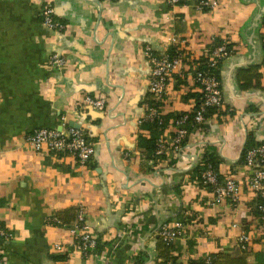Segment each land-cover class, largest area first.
<instances>
[{
	"label": "crops",
	"instance_id": "0c3cea01",
	"mask_svg": "<svg viewBox=\"0 0 264 264\" xmlns=\"http://www.w3.org/2000/svg\"><path fill=\"white\" fill-rule=\"evenodd\" d=\"M219 2L199 11L168 0H0V222L14 234L9 263L100 264L76 249L70 228L80 208L100 237L98 253L114 247L110 264H188L219 253L255 261L264 253L255 198L244 192L239 207L213 206L194 176L211 148L220 175L244 183L243 152L264 140V0ZM46 3L64 31L43 23ZM214 39L233 48L219 68L224 106L176 153L174 117L197 108L194 70ZM146 46L186 53L160 101L164 158L138 145L152 73ZM53 54L64 64H53ZM87 96L106 97L105 110L86 105ZM41 128L83 130L94 156L82 165L71 154L37 152L26 138ZM175 220L186 230L167 244L158 230ZM243 232L253 234L248 250L238 244Z\"/></svg>",
	"mask_w": 264,
	"mask_h": 264
},
{
	"label": "built area",
	"instance_id": "2783aa9c",
	"mask_svg": "<svg viewBox=\"0 0 264 264\" xmlns=\"http://www.w3.org/2000/svg\"><path fill=\"white\" fill-rule=\"evenodd\" d=\"M168 3L172 8L193 6L199 11H213L220 4L219 0H168ZM40 16L43 23L49 28L58 32L66 29V24L56 18L52 4H44ZM232 53L233 48H229V43L226 40H222L217 45H211L208 49L206 56L208 59L206 63L207 69L199 70L197 65L196 70H194V76L200 85L202 94L200 104L193 112V122L196 130L203 128L202 126L207 120L206 115L209 109H221L224 106L222 84L213 70H217L220 63ZM145 55L152 65L148 90L153 95L154 100L160 102L166 94L170 77L174 70L184 62L186 53L183 50H179L176 56H171L169 52L157 54L150 46H146ZM51 61L58 66L64 64V59L58 54H53ZM85 104L96 110L103 111L107 106V98L87 96ZM146 109L145 119L155 120L162 118L160 107L146 103ZM189 120V114L175 120L178 130L173 139V148L176 153L184 152L185 140L190 135L187 127ZM26 143L37 152L49 151L56 155L62 153L74 155L82 165L92 159L96 149L95 143L88 138L83 130L74 128L67 131L41 128L29 134L26 138ZM167 150L168 143L164 137H161L158 140L156 155L163 156L168 152ZM243 166L246 171L244 183L233 175L221 177L220 173L212 166L207 167L202 172L201 183L210 190L212 195L210 204L213 206L230 203L234 207H239L242 203L244 192L255 198L253 210L257 211V229L259 233H264V140L245 151ZM70 229L75 236L76 249L85 257L97 254L98 258H100V264H110L112 262V255L115 253L114 247L111 245L110 249L107 248L105 251L102 250L98 253L100 237L87 224L84 208L79 209L77 220ZM185 230L186 224L181 220L164 222L158 230V236L167 244H172L179 236L185 233ZM13 237V232L0 222V264H12L8 262V242ZM252 241L253 234L251 232H243L238 238V244L243 250H248ZM57 248L61 249L62 247L57 246ZM202 261V264H214L212 255L206 256ZM168 264L174 263L170 260Z\"/></svg>",
	"mask_w": 264,
	"mask_h": 264
},
{
	"label": "trees",
	"instance_id": "16d2710c",
	"mask_svg": "<svg viewBox=\"0 0 264 264\" xmlns=\"http://www.w3.org/2000/svg\"><path fill=\"white\" fill-rule=\"evenodd\" d=\"M221 41L222 40L217 39L214 41V43H212V45H214V44L217 45ZM229 48H232L231 44H229ZM178 53H179V50L177 48H171L169 50V54L171 56H176ZM207 60H208L207 57H203L198 62H196L198 64L199 70L207 69V65H206V63L208 62ZM220 65H221V63H220ZM220 65H219V68H220ZM219 68L217 70H213L218 78L220 75ZM245 75H246L245 73L242 74V77L244 78ZM243 86L247 87V84L244 83ZM201 96H202V94L200 93V96L198 99V105L200 104ZM146 103H149L150 105H155L157 107H160V105H161V102H157L156 100H154L153 95L151 93L148 95ZM218 110H219L218 108L209 109V111L206 115V118H209L210 116L215 114ZM184 115H186V113L179 114V115L175 116L174 118H175V120H178L179 118H182ZM189 115H190V120H189V123L187 124V127L189 129V132L191 133L195 129L194 122H193L194 113H191ZM167 124H168L167 119H165L163 116H162V118H160V119L158 118L155 120H149V119L148 120L147 119L142 120V123L140 126V136L138 138V145L140 147L145 148L147 150L148 154L150 155V157H152L154 155H155V157L157 156L156 151L158 149V140L163 136V133L165 131V127ZM203 126H204V124H203ZM250 147H252V146H247L245 148V150L243 152L242 163L244 161L245 151ZM157 157L158 158H164L165 156L163 155V156H157ZM221 163H222V160H221L220 156L217 154L216 149L213 150L210 148L204 154L202 162L194 170V176L197 179L201 180L202 172L209 166H212L219 173ZM78 211H79V209H78ZM254 212H255V215H257V211L255 210ZM77 216H78V212H77ZM77 216H76V220H77ZM73 225H74V223L71 225V227ZM166 248L168 250L171 249V247H168V246ZM101 249H103V245L101 244V242H99L98 251ZM212 257L214 258V264L218 263L217 261L219 258L224 259V264H264V253L263 252H257L256 253L255 261H250L246 254H240V255L233 256L230 254L219 253V254H213ZM63 258L65 259L66 257H63ZM170 260L171 259H169L165 263L168 264ZM202 263H203L202 259L198 260V261H192L191 262V264H202Z\"/></svg>",
	"mask_w": 264,
	"mask_h": 264
}]
</instances>
